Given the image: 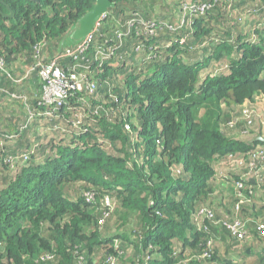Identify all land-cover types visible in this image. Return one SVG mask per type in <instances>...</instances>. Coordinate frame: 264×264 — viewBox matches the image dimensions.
<instances>
[{
  "label": "trees",
  "instance_id": "1",
  "mask_svg": "<svg viewBox=\"0 0 264 264\" xmlns=\"http://www.w3.org/2000/svg\"><path fill=\"white\" fill-rule=\"evenodd\" d=\"M112 1L80 53L67 36L96 0H0V264H264V110L243 119L264 99V0ZM53 61L79 77L58 109L41 102ZM37 78L38 99L6 102ZM236 215L245 240L221 225Z\"/></svg>",
  "mask_w": 264,
  "mask_h": 264
},
{
  "label": "built area",
  "instance_id": "2",
  "mask_svg": "<svg viewBox=\"0 0 264 264\" xmlns=\"http://www.w3.org/2000/svg\"><path fill=\"white\" fill-rule=\"evenodd\" d=\"M211 4V3H210ZM210 7L211 5H207L206 2H202L201 4H198L197 2L193 3V4H186V9L190 10L191 12H203L206 7ZM134 17L131 18V20L129 21L131 26H135L136 23L138 25H147L149 27V33L153 34L154 33V28L156 26V21L155 20H145L143 17L138 16L137 13H135L133 15ZM182 26L179 25L177 27H172V29H177L180 28ZM93 33L88 36L86 39H84V42L81 43L77 48L76 51L83 53L85 52V50H87L88 45L91 43V38H92ZM184 40V38H183ZM186 40V39H185ZM256 39L253 38V41H255ZM70 54H72L70 52ZM98 54L103 55L105 57L110 56L113 54V49L111 47L110 50H99ZM3 61L2 59H0V68H3ZM40 66V76L42 78V80L44 81V86H43V98L41 100V102L45 105H50L52 106V104H56V106H53L54 109H58L59 107L57 106H62L64 102H67V97L69 96L70 91L75 90V88L78 87L79 85V77L72 73L69 74L70 76H67L66 74H64L63 72H61L58 67L56 66L55 61L53 62H49V63H45V64H41ZM228 65H224L223 68V74L225 73V71L228 69ZM228 73V72H227ZM82 80V79H81ZM93 88V85H91V89ZM15 95V94H14ZM16 96V95H15ZM34 114L31 113V116H33ZM243 115H244V120L247 122H251L253 119L252 113L250 112L249 109H245L243 110ZM80 121H76V124H79ZM28 124V122H27ZM75 124V125H76ZM19 135V133H17V135L15 134H6L5 135V139H13L16 138ZM0 145H2V143L0 142ZM25 159H27L25 157ZM236 209H239V205L236 206ZM199 217L202 215L205 218H209V219H214V213L211 210H207V209H201L200 212H198ZM205 218H202L203 220ZM205 223L203 222L201 227H203L204 230H206L208 233H210V236L207 239V245L211 248L214 247V243H213V233L210 232V228L206 225V219L204 220ZM221 221V220H220ZM219 221V223H220ZM221 225H223L226 229H228L231 234L236 237L239 238L241 240H245L246 239V235H247V224L246 221H244V219L238 215H236L232 220H222ZM257 229L262 232V234L264 235V224L259 223L257 226ZM208 257L210 256V254L208 253H204L203 257ZM107 264H114V260L113 259H108Z\"/></svg>",
  "mask_w": 264,
  "mask_h": 264
},
{
  "label": "crops",
  "instance_id": "3",
  "mask_svg": "<svg viewBox=\"0 0 264 264\" xmlns=\"http://www.w3.org/2000/svg\"><path fill=\"white\" fill-rule=\"evenodd\" d=\"M28 69H29V66L25 65V64H21L18 68H16V70L14 71L16 76L13 75V77L16 78L18 83H23V85H24V82L27 80L26 74H28ZM19 74L21 76L17 77V75H19ZM0 75H2L1 72H0ZM32 82L33 83L29 87H26V89L23 90L22 92H20V93H16V92L14 93L13 92L12 94H10V98H8L6 100V102H9V103L10 102H26L27 100H29L31 102L32 99H38L40 97V94H41V87H40V82L41 81H40V78H37L35 80V82L34 81H32ZM261 100H262V98H261ZM15 106H18V105L16 104ZM17 108H19V107H17ZM12 111L15 112V113H18V110H16V109L15 110L13 109ZM262 111L263 110L260 109L258 114L260 115V113ZM23 114L20 115L21 118H22ZM38 130H39V128H38ZM8 131L12 132V131H15V130L14 129H9ZM217 201L220 202L221 199L218 198ZM228 209H231V208L229 207ZM221 235H222V233L218 235L219 236V238L217 237L218 240H223L221 238ZM245 250L246 249L242 248V247L235 248L234 250H223L222 251L223 255H222L221 259L222 260L229 259V260H232L234 263H236V262H238V261H240L241 259L244 258ZM248 252H252L251 254H253L255 252V249L252 250L251 248H249ZM235 254H236V257L234 256Z\"/></svg>",
  "mask_w": 264,
  "mask_h": 264
},
{
  "label": "water",
  "instance_id": "4",
  "mask_svg": "<svg viewBox=\"0 0 264 264\" xmlns=\"http://www.w3.org/2000/svg\"><path fill=\"white\" fill-rule=\"evenodd\" d=\"M39 2V0H33ZM115 5L112 0H96L94 7L83 14L70 30L67 38L80 42L90 36L100 21L105 18L107 12ZM9 15L13 16L11 12ZM73 44V43H72ZM257 139L264 141V136L259 135Z\"/></svg>",
  "mask_w": 264,
  "mask_h": 264
},
{
  "label": "rangeland",
  "instance_id": "5",
  "mask_svg": "<svg viewBox=\"0 0 264 264\" xmlns=\"http://www.w3.org/2000/svg\"><path fill=\"white\" fill-rule=\"evenodd\" d=\"M245 105H248V104H245ZM202 107H206V105H203ZM238 107L236 106V105H234V104H232V105H228V104H220V105H216L215 103H214V108L213 109H215V111H217V112H215L214 110H213V116L212 117H215L216 116V114L217 113H219L220 115H221V118H222V124H224V123H226V122H223V121H226L228 118V111H230V113L231 112H235L236 111V113H234V116H237L238 114H239V111H238V109H237ZM217 109V110H216ZM248 109H250V110H252L253 111V113H254V116H256L258 113H259V110L261 109V110H264V99L262 98V100H261V98H258L256 101H255V103L254 104H252L251 106H249L248 105ZM203 114H205V109H202L201 110V112H200V116H202ZM40 130H42L41 129V127H40V129H39V131ZM45 131H46V129H44L43 130V133L41 132V133H38V134H36L35 136H33V138H35V139H37V140H40L39 139V137H43V136H45ZM129 217V216H128ZM125 221V220H124ZM122 221V223L123 224H125V225H129V226H132L133 224H134V222H133V220L132 219H130L128 222L127 221ZM116 228V227H115ZM114 229V228H113ZM112 229V230H113ZM2 246H0V248H1ZM220 255H223V253H220ZM235 257H236V254L234 255ZM217 263H219V261H217Z\"/></svg>",
  "mask_w": 264,
  "mask_h": 264
}]
</instances>
